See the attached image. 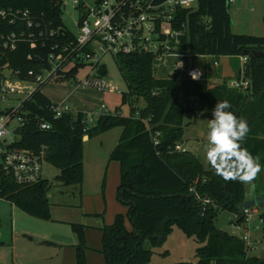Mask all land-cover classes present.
I'll use <instances>...</instances> for the list:
<instances>
[{"label": "trees", "instance_id": "trees-1", "mask_svg": "<svg viewBox=\"0 0 264 264\" xmlns=\"http://www.w3.org/2000/svg\"><path fill=\"white\" fill-rule=\"evenodd\" d=\"M161 2L163 0H156ZM227 0H197L196 9L178 11L177 21L185 24L186 33L180 52L195 57L241 58L244 51L264 53V37L233 34ZM28 10L31 16L49 29L62 25L61 10L56 0H0V10ZM22 24L9 25L0 19V36L17 32ZM36 54V56H35ZM28 55L33 58L27 59ZM46 49L30 50L26 43L8 53L0 43V68L7 64L22 75L29 69L45 66ZM246 61L232 66L240 84L235 87L229 79L213 74L212 81L200 76L193 80L188 72L157 78L154 75V57L150 55L118 56L116 64L127 91L121 94V103L128 104L131 116H99L96 125L86 131L85 116L64 113L53 117V105L39 88L24 104L23 125L18 129L16 147L43 152L44 161L58 170L55 181L63 186L81 187L83 183V137L89 140L115 127L121 128L110 160L118 163L119 184L117 199L126 208L131 229L122 215L101 228V253L106 264H149L152 251L144 242L160 245L173 226L180 228L199 244L195 251L196 264H264V259L247 255L244 245L235 236L215 226L220 211L239 212L238 206L258 195L254 185L264 171V57H245ZM106 75V70L101 71ZM74 77L71 71L65 78ZM64 80L60 81L63 82ZM242 82L247 87L242 88ZM228 100L230 109L238 118L248 122L250 132L243 146L259 158L261 171L243 184L225 179L211 166L205 170L198 159L189 153H178L175 145L183 136L186 114L208 112L219 101ZM142 102L137 118L134 105ZM212 117V115H211ZM50 128L39 130V121ZM160 132L161 143L154 147L148 128ZM51 184L41 180L30 186L16 185L9 177L0 176V198L35 217L49 215L48 191ZM193 188L211 206L201 205L190 192ZM261 213L264 207L260 208ZM79 244L75 263L86 264V247L81 227L76 229ZM175 264H192L179 262Z\"/></svg>", "mask_w": 264, "mask_h": 264}, {"label": "rangeland", "instance_id": "rangeland-1", "mask_svg": "<svg viewBox=\"0 0 264 264\" xmlns=\"http://www.w3.org/2000/svg\"><path fill=\"white\" fill-rule=\"evenodd\" d=\"M87 6H93L95 0H83ZM227 4L230 31L233 34H246L264 37V0H234ZM78 11L70 3L62 14L64 26L73 34L76 33ZM239 58L228 59L191 57L185 59V71L188 68L198 69L200 75L212 81L213 74L228 77L229 83L236 82L232 65H240ZM177 59H167L154 64V75L164 78L171 71ZM220 62L219 66L213 65ZM102 64L106 69V80L116 87L119 93L97 91L78 86L89 71L88 67L80 68L75 74L74 82H50L42 87L44 96L55 105H61L72 113L85 116L89 128L96 125L99 116H131L128 104L121 103V94L127 91L112 56H104ZM184 71L175 75L179 76ZM173 75V76H175ZM233 82V83H232ZM20 100L22 97H19ZM103 105L104 110L100 107ZM142 108V102L134 105L135 115ZM211 116L208 112L186 114L183 119V136L178 143L200 161L208 170L203 146L206 143L207 124ZM17 125L9 127L13 130ZM121 128L115 127L103 134L94 135L83 144V183L81 187L63 186L55 181L58 170L49 163H42V178L51 184L48 191L49 215L45 218L35 217L21 208L0 198V264H74L76 247L79 238L76 232L81 227L86 247V264H106L101 253V228L113 222L115 216L124 217L125 227L130 230L126 208L117 199L119 184L118 163L110 160V152L118 143ZM254 189L258 195L264 193V171L259 175ZM80 191V192H79ZM80 193V195H79ZM236 214L220 211L215 219V226L235 237L242 231L235 229ZM252 239L259 240L250 255L264 259V225L257 215L245 222ZM198 243L180 228L173 226L160 245L144 242V247L152 251L149 264H175L179 262L197 263L195 256Z\"/></svg>", "mask_w": 264, "mask_h": 264}, {"label": "built area", "instance_id": "built-area-1", "mask_svg": "<svg viewBox=\"0 0 264 264\" xmlns=\"http://www.w3.org/2000/svg\"><path fill=\"white\" fill-rule=\"evenodd\" d=\"M56 1L61 10V22L68 3L78 11L75 34L63 22L59 27L48 29L42 21L34 19L28 10H0L2 21L9 25L22 24L17 32L0 36L3 50L12 53L22 43H26L30 50L46 49L45 66L39 64V68L29 69L24 75L7 64L0 68V176L9 177L20 186H30L43 180V152L35 154L15 145L19 138L18 129L24 122L23 106L39 88L62 80L75 83L74 77L79 69L88 67L85 79L78 86L119 93L101 75V71L106 70L102 64V58L106 55L115 59L126 55H150L154 57L155 63L168 58L177 59L168 74L185 71L184 60L193 57L180 52L186 27L184 23L177 21V16L179 10L196 9L197 0H150L147 4L144 0H95L93 6H87L83 0ZM233 2L234 0H227L229 4ZM31 58L32 55L27 56V59ZM178 60L183 63V69L175 68ZM241 60L244 63L246 58L241 57ZM71 71L74 72V77L65 78ZM241 85L244 89L247 87L246 82ZM233 86L238 85L234 83ZM50 109L54 119L70 112L55 104ZM100 109L104 110L105 107L101 105ZM14 124L17 126L10 131L9 127ZM49 128L47 122L39 121L40 131ZM88 128L86 126L84 131ZM148 132L152 145L159 146L162 134L152 132L150 127ZM174 149L178 153L187 152L178 144ZM190 192L201 207L212 205L210 199L199 195L193 188ZM254 215L264 225V212L261 213L258 207L239 210L233 222L235 229L242 231L237 238L244 245L247 255L260 242L251 238L248 228H243L245 222Z\"/></svg>", "mask_w": 264, "mask_h": 264}, {"label": "clouds", "instance_id": "clouds-1", "mask_svg": "<svg viewBox=\"0 0 264 264\" xmlns=\"http://www.w3.org/2000/svg\"><path fill=\"white\" fill-rule=\"evenodd\" d=\"M175 68L183 69V63L178 60ZM190 75L195 80L199 71L193 70ZM231 108V103L223 100L217 102L212 110V118L207 124L206 143L203 146L204 157L225 179L247 184L261 171V164L259 158L243 146L250 132L248 122L238 118Z\"/></svg>", "mask_w": 264, "mask_h": 264}, {"label": "water", "instance_id": "water-1", "mask_svg": "<svg viewBox=\"0 0 264 264\" xmlns=\"http://www.w3.org/2000/svg\"><path fill=\"white\" fill-rule=\"evenodd\" d=\"M144 2H146V4H147V3L150 2V0H144ZM243 56H245V57L253 56V57L259 59V58H263L264 57V53L261 52V51H257V50H253L251 52L244 51L243 52ZM241 72H242L241 70H238V72H237V84H240ZM172 74H175V73L169 74V77H172ZM199 76H200V72H199L198 78H199ZM87 139H88L87 136L83 137V141H85ZM205 198L209 199L208 196H205ZM252 207H258V208L264 207V197H256V196H254L251 199L246 200L242 204H240L238 206V209L239 210H245V209H249V208H252Z\"/></svg>", "mask_w": 264, "mask_h": 264}, {"label": "crops", "instance_id": "crops-1", "mask_svg": "<svg viewBox=\"0 0 264 264\" xmlns=\"http://www.w3.org/2000/svg\"><path fill=\"white\" fill-rule=\"evenodd\" d=\"M234 2H235V1H234ZM234 2H233V3H234ZM204 58H212V57H204ZM220 59H228V58H226V57H224V58H218L217 60H220ZM238 61H239L240 66H241V65L243 64L241 58H239ZM214 63H216V65H214ZM214 63H213V65L216 66V67H218L220 62H219V61H218V62L215 61ZM232 66H234V65H232ZM187 70H188L189 73H192V72H193L192 68H188ZM196 70H198V69H196ZM229 70H230V73H232L233 70H231V69H229ZM198 71H199V70H198ZM199 72H200V71H199ZM200 74H201V73H200ZM173 75H174V74H172V76H173ZM200 76H201V75H200ZM200 76H199V77H200ZM226 78H228V77H226ZM236 81H237V76H236ZM232 83H233V82H232ZM230 84H231V82H230ZM232 85H233V84H232ZM210 116H211V114H210ZM211 118H212V117H211ZM115 146H116V145H115ZM115 146H114V147H115ZM182 148H183V147H182ZM43 180H45V179H43ZM79 192H80V191H79ZM79 195H80V193H79ZM0 237H1V236H0Z\"/></svg>", "mask_w": 264, "mask_h": 264}]
</instances>
